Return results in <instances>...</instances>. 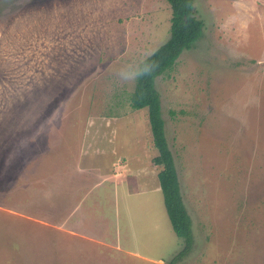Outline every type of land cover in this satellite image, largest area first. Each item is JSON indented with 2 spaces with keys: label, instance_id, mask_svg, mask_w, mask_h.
Masks as SVG:
<instances>
[{
  "label": "rangeland",
  "instance_id": "1",
  "mask_svg": "<svg viewBox=\"0 0 264 264\" xmlns=\"http://www.w3.org/2000/svg\"><path fill=\"white\" fill-rule=\"evenodd\" d=\"M203 34L158 76L191 219L173 264H264V0H193ZM167 0H0V264H170L140 62Z\"/></svg>",
  "mask_w": 264,
  "mask_h": 264
},
{
  "label": "trees",
  "instance_id": "2",
  "mask_svg": "<svg viewBox=\"0 0 264 264\" xmlns=\"http://www.w3.org/2000/svg\"><path fill=\"white\" fill-rule=\"evenodd\" d=\"M167 2L171 9L169 37L140 62L136 75L142 69L144 61L154 62L156 67L150 75L135 79L129 101L134 110L147 109L152 144L156 150L151 164L157 169L158 184L172 230L183 241L182 249L170 261L173 264L191 250L193 236L191 219L182 200L173 155L165 136L161 101L155 80L172 67L183 50L190 49L202 36L203 22L195 15L193 0Z\"/></svg>",
  "mask_w": 264,
  "mask_h": 264
},
{
  "label": "clouds",
  "instance_id": "3",
  "mask_svg": "<svg viewBox=\"0 0 264 264\" xmlns=\"http://www.w3.org/2000/svg\"><path fill=\"white\" fill-rule=\"evenodd\" d=\"M155 63L154 62H148V61H144L143 62V66H142V69L139 71V73L133 77V76H130L126 71L124 70H119L117 71V75L120 77V79L122 81H129L130 79L134 80L136 78H139V77H143V76H148L150 75L154 70H155Z\"/></svg>",
  "mask_w": 264,
  "mask_h": 264
}]
</instances>
